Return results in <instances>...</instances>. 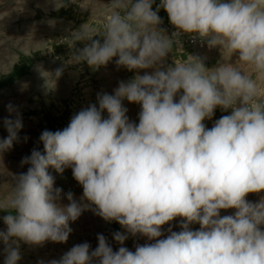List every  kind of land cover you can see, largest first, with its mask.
Listing matches in <instances>:
<instances>
[{
  "label": "clouds",
  "instance_id": "clouds-1",
  "mask_svg": "<svg viewBox=\"0 0 264 264\" xmlns=\"http://www.w3.org/2000/svg\"><path fill=\"white\" fill-rule=\"evenodd\" d=\"M154 3L110 0L102 28L86 23L72 33L70 46L90 43L69 63L96 69L117 58V68L152 71L120 81L114 94L99 93L98 107L82 109L63 130L41 133L43 152L33 148L22 159L30 167L14 176L11 194L0 204L9 212L3 217L7 230L0 231L4 264L20 261L19 241L66 242L69 222L92 205L96 215L126 229L113 234L120 245L128 234L155 242L135 252L124 246L114 251L98 234L95 250L77 244L49 264H264V197L246 199L264 192V93L258 83L264 80V0H161L153 10ZM161 8L176 28L171 35L158 27ZM182 34L218 47L225 62L209 69L189 55L165 67L174 46L182 47ZM233 55L235 63L229 62ZM125 99L141 105L138 124L130 122ZM7 108L16 116L4 120L8 136L0 153L13 147L23 127L17 109L11 103ZM217 108L231 113L209 129L203 121ZM50 166L58 173L72 169L83 188L79 202L69 192V203H59L62 189L54 188ZM227 209L234 214L221 216ZM177 217L181 230L170 227L161 238L162 226ZM192 224L200 228L192 230Z\"/></svg>",
  "mask_w": 264,
  "mask_h": 264
},
{
  "label": "rangeland",
  "instance_id": "rangeland-1",
  "mask_svg": "<svg viewBox=\"0 0 264 264\" xmlns=\"http://www.w3.org/2000/svg\"><path fill=\"white\" fill-rule=\"evenodd\" d=\"M110 0H0V141L7 138L8 131L4 126L6 118L15 119L16 113H9L7 106L11 103L22 118L23 127L18 132L19 139L13 142V147L0 153V204L7 201L14 185V176L26 173L28 164H22L24 157L30 156L33 148L43 152V144L39 137L44 130L52 132L66 128L73 115L91 104L98 107L99 93L114 94L120 81H129L137 74L151 72L152 69L128 71L117 68L113 58L106 66L93 69L86 62L69 63L71 55L90 41H77L70 46L72 33L87 23L89 27L102 28L105 17L102 14ZM161 0H155L153 10H156ZM84 6V7H83ZM158 15L162 23L158 26L166 34L176 31L170 23L167 12L161 8ZM191 34H182V47L170 52L164 66L174 65L175 60L183 61L189 55L200 58L209 69L224 63L225 55L218 47L209 48L207 42L201 49L188 45ZM94 39L102 37L95 36ZM237 56L233 55L229 62L235 63ZM242 69L255 78V73L247 66ZM62 68V74L56 77L57 69ZM264 93V80L259 81ZM178 100V97H177ZM128 109L130 122L139 123L141 105L123 101ZM220 108L214 116L227 114ZM103 118L108 117L105 111ZM25 137L27 139H25ZM48 172L55 179L54 188L62 189L59 203L67 205V193L80 201L83 195L82 186L74 179L72 169L65 168L58 173L53 167ZM264 197V192L249 193L246 197L250 202H258ZM85 203H87L85 201ZM85 210L75 222H69L72 229L69 238L64 243L46 241L43 245H30L19 241L21 259L18 264H49L51 260H59L73 246L87 242L90 251L98 247V234H103L114 251L119 247H127L135 252L138 245L154 243L147 237L137 234L128 238L120 245L113 238L115 232L126 233L118 222H107L96 215L92 208ZM235 209L221 210L220 215L234 214ZM7 210L0 209V231H6L7 225L3 217ZM181 218L162 226L163 236L169 234L168 229L179 232ZM192 230H198L199 224L190 225ZM15 246V245H13ZM5 245L0 241V264H4Z\"/></svg>",
  "mask_w": 264,
  "mask_h": 264
},
{
  "label": "built area",
  "instance_id": "built-area-1",
  "mask_svg": "<svg viewBox=\"0 0 264 264\" xmlns=\"http://www.w3.org/2000/svg\"><path fill=\"white\" fill-rule=\"evenodd\" d=\"M205 44H206V40H201L199 37L193 38V36H191L188 38V45L192 46L195 49H201L205 46ZM230 113H231V109L228 110L227 114H223V115H229ZM221 117L213 115V117L211 119H205V121H203V123L206 125L207 128L210 129L214 125L215 121Z\"/></svg>",
  "mask_w": 264,
  "mask_h": 264
}]
</instances>
